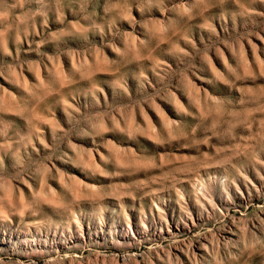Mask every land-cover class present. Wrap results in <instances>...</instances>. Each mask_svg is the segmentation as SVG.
Segmentation results:
<instances>
[{
    "label": "rangeland",
    "instance_id": "1",
    "mask_svg": "<svg viewBox=\"0 0 264 264\" xmlns=\"http://www.w3.org/2000/svg\"><path fill=\"white\" fill-rule=\"evenodd\" d=\"M0 264H264V0H0Z\"/></svg>",
    "mask_w": 264,
    "mask_h": 264
}]
</instances>
